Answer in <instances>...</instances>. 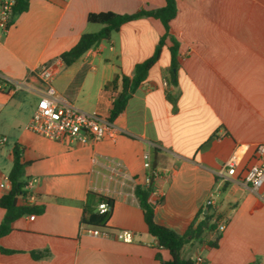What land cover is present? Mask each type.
Listing matches in <instances>:
<instances>
[{"label": "crops", "instance_id": "0c3cea01", "mask_svg": "<svg viewBox=\"0 0 264 264\" xmlns=\"http://www.w3.org/2000/svg\"><path fill=\"white\" fill-rule=\"evenodd\" d=\"M162 5L164 0H28L6 31L0 30V133L7 137L0 146V169L8 174L16 146L23 176L31 182L18 202L40 209L19 216L0 236V246L10 250H0V264L169 259V251L148 233L135 194L136 187H148L144 151L158 172L150 187L157 194L148 197L155 222L183 233L206 207L216 218L213 232L184 244V257L200 258L194 264H264V183L253 189L217 174L236 144L248 146L243 167L255 144L264 142V0H176L158 59L111 121L113 138L59 142L24 127L38 99L43 67L74 106L107 118L119 77H131L135 64L153 53L164 33L162 23L140 16L112 31L106 45L100 41L69 64L61 53L82 32L102 26L88 21L89 13H133ZM169 36L178 40L173 81ZM9 186L0 178V195ZM88 191L113 200L106 235L80 224ZM3 214L0 207V220ZM218 222L224 223L221 231ZM122 229L132 232V240L117 237ZM215 235L217 245L211 246Z\"/></svg>", "mask_w": 264, "mask_h": 264}, {"label": "trees", "instance_id": "16d2710c", "mask_svg": "<svg viewBox=\"0 0 264 264\" xmlns=\"http://www.w3.org/2000/svg\"><path fill=\"white\" fill-rule=\"evenodd\" d=\"M28 6V0H15L13 6V15L24 11ZM177 11L176 0H164V5L154 9H141L133 13H117L111 10L89 13L87 20L90 22L101 23L102 26L93 32H82L76 43L68 50L61 53V57L65 63L69 64L77 59L88 48L95 46L102 40H108L112 31L117 30L124 22L140 17L152 16L157 18L164 27V33L160 36L158 43L153 53L145 60L135 64L133 75H115L110 84L115 87L118 77L120 78V89L116 97L113 99L108 121H113L114 118L123 110L130 93L138 86V84L146 77L150 66L158 59L164 40L168 36L169 22L175 16ZM171 45L169 51L171 55L170 75L171 80L175 77V55L178 50V40L173 36H169ZM12 166L7 177L10 183L7 192L0 195V207L4 209V214L0 220V236L6 234L12 229L13 222L24 213H34L40 209L34 204L28 202L19 203V197H25L27 194L26 179L23 176L24 162L21 160L20 150L14 146L12 149ZM135 194L138 204L142 210L143 218L147 226L148 233L153 236L158 246L164 247L169 251V259H161L157 257V264H194L195 260L189 257H184L182 248L189 241L201 240L206 233H211L216 228V218L206 207V212L200 217L198 222L191 223L185 232L178 233L173 228L159 224L154 220V208L148 197L150 188H135ZM101 201H106L110 208L104 212H99L97 204ZM112 198L96 193L93 191L87 192L86 201L82 208L80 224L88 227L105 228L106 222L110 216L112 209ZM219 235H215L213 240L209 241L211 246L217 245ZM1 251H10L9 249L0 246ZM39 251L34 255H41ZM216 264V263H208Z\"/></svg>", "mask_w": 264, "mask_h": 264}, {"label": "built area", "instance_id": "2783aa9c", "mask_svg": "<svg viewBox=\"0 0 264 264\" xmlns=\"http://www.w3.org/2000/svg\"><path fill=\"white\" fill-rule=\"evenodd\" d=\"M14 4L15 0H0V30L2 31H6L12 22ZM40 83V86L36 88L38 99L30 118L24 126L25 129L43 138L59 142L78 141L86 143L100 140L105 136L114 137L115 129L111 121L99 114L80 110L57 92L52 84V73L46 67L41 69ZM11 89L14 88L11 87ZM6 140L7 137L0 134V146ZM247 149V144H236L222 166L217 170V174L221 180L236 178L249 184L253 189H257L264 183V142L255 144L250 161L241 167ZM142 165L146 169L145 182L150 188L153 177L157 176L158 172L151 167L150 156L146 151L142 152ZM0 178L8 180L7 175L1 169ZM30 184L31 182H28L26 187ZM150 192L157 194L156 190ZM33 197L32 194L29 195L30 199ZM211 203V199L206 202L207 205ZM109 208L110 205L106 201L97 204L99 212H104ZM33 216L31 214L29 218H33ZM223 228L224 223L218 222L217 229L221 231ZM85 229L92 234H108L105 228L86 227ZM116 235L124 241H130L133 237L132 232L125 229L118 230ZM195 261L199 262L200 258Z\"/></svg>", "mask_w": 264, "mask_h": 264}, {"label": "rangeland", "instance_id": "374dc122", "mask_svg": "<svg viewBox=\"0 0 264 264\" xmlns=\"http://www.w3.org/2000/svg\"><path fill=\"white\" fill-rule=\"evenodd\" d=\"M106 43H107L106 40H102V41H101V44H103V45H106ZM22 93H23V92H22L21 90H18V91H17V94H22ZM0 134H2V133H0Z\"/></svg>", "mask_w": 264, "mask_h": 264}, {"label": "water", "instance_id": "95a60500", "mask_svg": "<svg viewBox=\"0 0 264 264\" xmlns=\"http://www.w3.org/2000/svg\"><path fill=\"white\" fill-rule=\"evenodd\" d=\"M205 212H206V209L203 210V212H202V214H201V217L203 216V213H205Z\"/></svg>", "mask_w": 264, "mask_h": 264}]
</instances>
